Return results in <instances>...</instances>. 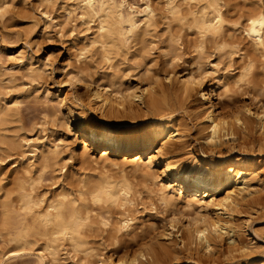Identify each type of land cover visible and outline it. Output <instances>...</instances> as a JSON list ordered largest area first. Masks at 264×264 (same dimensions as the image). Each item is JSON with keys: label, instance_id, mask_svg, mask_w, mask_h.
Returning <instances> with one entry per match:
<instances>
[{"label": "rangeland", "instance_id": "obj_1", "mask_svg": "<svg viewBox=\"0 0 264 264\" xmlns=\"http://www.w3.org/2000/svg\"><path fill=\"white\" fill-rule=\"evenodd\" d=\"M115 1L121 4L126 13L136 18L139 28L119 54L107 59L100 50V44L94 42L99 38L98 20L95 17H81L79 0H0V3L3 2L0 8V106L12 108L9 120L0 125L1 138L7 141L0 142V186L4 189L11 187L14 171L22 170L29 160L34 163L32 174L37 183L36 191L44 194L46 201L48 198H56L61 192H65L68 198L77 197V188L82 181L94 183L107 179L118 187L125 183L129 185L130 203H104L105 212L100 205L93 206L94 214L104 212L105 216L112 219V223L119 219H129L128 230L118 232L115 237L108 234L113 224L106 230L105 227L94 226L92 251L100 254L107 262L117 260L120 254L133 256L138 247L136 245L145 240L160 249L163 247L161 245H164L163 249L166 245H172L170 239L159 236V230L164 223L168 224L174 214L184 224L205 212L212 215L211 209L199 203L188 205L186 190L183 195L173 194L168 184L174 188L179 184L172 180L171 172L165 170L163 156L178 160L177 166L185 167L196 165L192 153L202 163L208 160L215 164L222 163L225 170L240 165L244 168L259 167L260 172L256 175L259 178L255 176L256 179L251 182L254 185L251 189L259 191L247 196V199L256 196L264 198V148L259 152L256 146L253 154L250 149L252 140L262 135L261 129L253 125L254 130L249 129L251 132L248 133L236 130V140L231 137L220 151L210 152L203 137L201 141L195 139L204 135V132L197 133L196 119L192 115V104L197 94L188 98L184 105L181 104V108L177 103L174 104L177 105L173 112L174 123L185 133L186 142H181L182 145L167 155L163 153L162 157H155L148 166L147 157L161 149L160 142L144 151L118 153L117 158L113 156L117 152L111 149L108 157H100L101 148L83 155L81 132H69L65 128L62 119L64 109L57 102L61 98L74 100L83 108L84 122L88 126L98 128L103 121L108 120L111 126L116 127L118 122L124 120L104 118L99 110L90 107L86 85H105L110 82L113 74H117V84L121 88H143L157 76L163 78L164 72L170 68L179 77L186 69H196L203 72L208 87L213 82L216 100L221 92L220 102L225 105V109L244 104L253 111L255 104L264 103V47L253 44L245 34V27L249 17L257 16L260 10L264 12V0H218L221 11L227 16V22L219 34L206 35L194 24L195 17L200 14L198 9L203 6L199 2H192L193 6L191 3H187V6L185 2L180 7L183 11L174 14L168 0ZM147 5L154 10L153 22L150 24L144 21ZM30 66L34 68L33 72H30ZM8 70L13 73L12 77ZM153 86L154 90H148L145 103L135 107L136 117L125 120L129 127L147 125L155 116L152 108L148 109L153 99L152 91L158 94L155 96L158 97V104H154L157 105L156 111H161L162 107L166 109V105H173V96L164 100L159 96L158 86ZM164 101H167L166 104ZM175 101L178 102L177 98ZM227 102L229 106H226ZM6 103L9 105H3ZM119 126L126 127L124 124ZM242 136L249 137L247 142H251L245 144ZM49 142L58 145V162L52 163L47 171L45 169L46 172L39 179V152ZM33 149L38 152L32 158ZM163 190L168 192L167 202L160 199ZM201 190L207 191L203 188ZM248 210L240 206L230 221L242 229L239 232L242 242L254 247L252 253L249 251V255H246L233 251L231 255L220 254L215 260H209L208 255L204 256V252L197 248L199 245L196 247V242L188 244L190 247L187 244L183 247L180 236L173 231L171 238L178 242L175 246L180 250V261H175V264H263L264 208L254 213ZM225 237L221 241L222 250L227 249L230 243V239ZM42 238L32 237L33 243L20 249L19 256L14 257L10 253L19 247L9 241L0 222V264H81L84 259L92 260L82 252H73L67 245H59L54 254L45 248ZM163 241L167 244H163ZM198 253H201L200 256Z\"/></svg>", "mask_w": 264, "mask_h": 264}, {"label": "bare ground", "instance_id": "obj_2", "mask_svg": "<svg viewBox=\"0 0 264 264\" xmlns=\"http://www.w3.org/2000/svg\"><path fill=\"white\" fill-rule=\"evenodd\" d=\"M79 1L81 3V17L84 19L95 17L98 20L97 33H99V38L95 39L94 42L100 44V50L103 51L105 58L112 59L113 55L120 53L122 47L128 43L139 28L136 18L126 13L121 4L115 0ZM185 2L186 4L191 3L192 6V2H199L203 5L198 9L200 14L195 17L194 23L201 33L206 35L219 34L221 32L227 22V16L221 11L218 0H168L170 9L174 14L183 11L182 9V11L180 10V7ZM2 3H0L1 9L3 7ZM185 10L187 9L185 8ZM189 13L193 12L190 11ZM153 17L154 10L147 5L144 10L145 23L150 24ZM245 34L256 47H264V12L262 10L257 16L248 18ZM29 70L33 72L34 68L30 66ZM8 72H10L12 77L13 73L10 70ZM111 77L109 83L98 85L97 87L86 85L85 90L89 106L99 110L104 118H121L124 120L118 122L116 127H113L114 125L111 126L108 120L103 121L98 128L88 126L84 122L83 108L74 100L61 98L57 101L59 107L64 109L62 119L65 128L69 132L72 130L81 132L82 140L80 142L83 144V155H89L90 150L95 151L97 148H101L100 157H108L111 153L110 149L117 152L113 154L116 157L118 153L124 151L150 149L156 142H160L162 145L161 149H158L156 154L147 157L146 165H151L155 157H162L163 153L167 155V153H171L179 145H182L181 142H186L185 133L183 134L179 125L174 123L173 112L176 110L175 107L177 105L180 107L181 104L195 94L197 96L195 97L196 100L194 99V104H192V115L196 119L197 133L201 134V132H204L203 136H197L195 139L201 141L200 138L203 137L210 152L220 151L231 137L236 140V130L248 133L249 131L251 132L249 129H252L254 125L255 127L258 126L262 135H264V103L262 105L255 104V110L252 111L250 107L244 104L230 108V104L227 102L226 106H229V108L225 109V105L220 102L222 101V99L220 100L221 92L219 96L217 95L219 99L216 100L213 82L208 87L204 81L206 77L203 72L196 71V69H186L185 73L179 77L170 68V70L164 72L163 78L157 76L158 78H154L143 88L128 85L126 88H121L117 84L118 79L116 78H118V75L113 74ZM153 85L158 86L160 98L165 100L166 97L173 96V105L170 107L166 105V109L162 107L161 111L159 109L156 111L157 105L154 104H158V97H155L158 94L152 91L154 97L151 96L153 98L151 104L148 101L146 103L150 105L148 106L147 104L146 106L149 107H147L148 109L152 108L153 114L156 113L154 114L155 116L147 125L135 128L129 127V123L125 120L136 117V106L140 107V104L145 103L146 95L149 94L148 90H154ZM176 98L179 103L175 101ZM166 102L164 101V104ZM176 103L177 105H174ZM159 104L162 103L159 102ZM11 110L10 106H0V125L5 124L9 120ZM122 124L126 125V127L122 128L119 126ZM262 135L255 141H249L252 144L250 145L252 154L255 153L253 149L256 146H258L257 150L259 152L263 150L264 137ZM1 136L2 133H0V142H7ZM242 137V139L245 138L243 142H247L249 137ZM32 151L31 157L33 158L37 156L36 152L38 150L33 149ZM58 152V145H52L50 142L45 144L44 149L40 150L38 158L41 168V171L39 170V179L52 163L55 162L56 164L58 162H56ZM192 159L194 160V165H196L185 167L184 165L177 166L179 165L178 160L163 156L162 160L165 163V170L170 171L172 180L179 184L176 188L170 186V184L168 185L171 187L173 194L175 192L183 195L184 190H186L188 205H192L194 202L199 203L203 207L211 209L212 215L206 212V214L200 213L201 215L195 216L184 224L174 214L168 220V224L164 223L162 229L159 230V236L162 239H170L169 241L173 243L172 245H166V241H163L162 243H166V247L163 249L164 245H161L163 247L160 249V247H156V245L145 240V242L142 241V243L136 245L138 247L134 251L133 256L128 257L120 254L121 256L119 255L117 260H111L110 262H107L100 254L92 251L94 250L92 246V237L94 235L92 236V234L96 225L105 227L106 230L109 225L113 224L112 230H108V234L111 237H115L118 232L121 233V231L128 230L129 219H119L112 223V219L110 220V217L104 215L103 204L110 203L111 205L120 202V205H125L130 203L131 200L128 198L130 193L129 185L126 183L122 186L118 184V187L107 179L94 183L82 181V184L80 183L77 188L79 192L77 197L68 198L65 192H61L58 193L56 198H48L46 201L47 198L44 197V194L36 191L35 184L37 183L35 176L32 174L34 163L29 160L22 170L14 171L11 187L4 189L3 186H0V222L5 234L9 236V241L14 242L19 247L18 250H13L10 254L14 257L19 256L20 252L18 253V251L20 249L22 250L25 246L33 243L32 237L40 236L44 238L45 248L51 250L54 254L59 245H67L73 252H82L93 260L85 257L87 259H84L81 264H175L180 259V250L176 248L177 246L175 245L178 242L171 238V235L173 231H176L180 236V241L183 242V247L186 244L196 242V247L199 245L197 248L201 249L204 252V256L208 255V259L211 258V260H215L220 254L226 256V254L230 253L231 255L233 251H240V253L249 255L250 252H253L251 250L254 247L242 242L240 236L241 228L230 220L238 212L240 206H245L247 210H252V212H258V210L264 208V198L262 196L247 199V196L259 191L256 188L252 190L254 185L251 182L260 172V168H244L243 165H240L225 170L222 163L215 164L210 160L202 163L203 161H200L193 153ZM202 188L207 191H202ZM162 189H164L163 186ZM167 193L163 190L160 197L163 202H167ZM44 200L46 204L43 206ZM94 204L100 205L104 212L94 214ZM224 216L228 218H224ZM230 232L233 233L232 236L229 235L231 234ZM225 235L230 239V243L227 245V249L222 250L221 241ZM195 263L198 264V262Z\"/></svg>", "mask_w": 264, "mask_h": 264}]
</instances>
